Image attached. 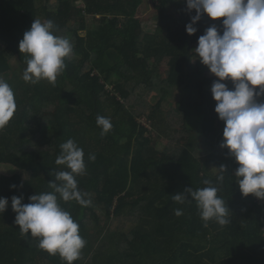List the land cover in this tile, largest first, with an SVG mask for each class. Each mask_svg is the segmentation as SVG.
Returning a JSON list of instances; mask_svg holds the SVG:
<instances>
[{
  "label": "trees",
  "instance_id": "1",
  "mask_svg": "<svg viewBox=\"0 0 264 264\" xmlns=\"http://www.w3.org/2000/svg\"><path fill=\"white\" fill-rule=\"evenodd\" d=\"M148 1L0 0V76L17 103L0 130V166L17 169L0 178V197L9 200L0 214V264H66L40 249L37 238L21 235L11 197L23 195L22 203H28L30 195L52 191L54 173L67 170L55 160L69 138L84 151L87 171L76 179L92 201L87 207L61 201L87 241L73 264H264V207L252 194H241L233 174L238 165L219 146L224 124L210 92L218 78H206L205 65L191 64L192 43L206 24L219 25L223 18L205 14L189 35L185 25L195 10L188 12L185 0H152L158 25L151 34L142 16ZM34 19H51L56 34L73 41L55 86L22 79L27 54L20 53L18 42ZM165 61L170 70L163 79L159 71ZM141 87L160 95L156 105L138 95ZM165 106L171 108L167 115ZM97 115L111 119L106 135H100ZM142 116L151 123L161 117L169 140L164 152L152 146L139 123ZM195 119L218 124L212 131L190 127ZM221 164L226 173L218 195L225 198L231 223L221 227L209 220L205 226L195 200L179 204L172 196L204 187V179L216 183ZM95 205L105 210V218ZM119 220L131 223L130 231L114 229Z\"/></svg>",
  "mask_w": 264,
  "mask_h": 264
},
{
  "label": "clouds",
  "instance_id": "2",
  "mask_svg": "<svg viewBox=\"0 0 264 264\" xmlns=\"http://www.w3.org/2000/svg\"><path fill=\"white\" fill-rule=\"evenodd\" d=\"M185 3L188 12L195 10L185 25L189 35L197 32L195 25L203 15L212 20L223 18L219 25L212 23L204 29L194 50L200 63L218 78L212 81L210 92L216 102L214 111L224 124L219 146L226 148L227 155L238 165L233 174L239 190L245 197L252 194L264 200V0H185ZM57 30L51 19L43 22L34 19L24 31L18 49L27 54L22 74L25 82L37 84L47 80L55 86L58 75L65 70V59L72 54L74 45L69 38L57 35ZM16 108L13 88L0 76V130L10 122ZM96 124L101 128V136L113 128L106 116L97 115ZM84 156L77 142L67 139L60 144V154L55 160L67 170L54 173V182H49L52 191L30 195L28 203H22L23 195L11 197V209L16 213L14 222L21 235L37 238L40 249L59 255L66 264L78 260L87 244L80 235L78 222L61 204L75 201L87 207L92 203L76 179L86 174ZM95 158L94 153L88 154L89 161ZM216 168V183L204 179V187H187L173 194L172 199L179 204L195 200L205 226L214 220L223 227L231 223L225 198L218 195L226 165ZM8 204V198L0 197V214ZM174 213L180 216L182 210L175 209Z\"/></svg>",
  "mask_w": 264,
  "mask_h": 264
},
{
  "label": "rangeland",
  "instance_id": "3",
  "mask_svg": "<svg viewBox=\"0 0 264 264\" xmlns=\"http://www.w3.org/2000/svg\"><path fill=\"white\" fill-rule=\"evenodd\" d=\"M149 7L147 10H150V14H152L153 16L156 15V11L154 8V3L152 0H149ZM141 9H143L141 7ZM147 10H145L144 12L142 11V16L144 18V21L147 20ZM145 15V16H144ZM151 27L154 26V24H150ZM73 43V41H72ZM2 45V44H1ZM13 66L14 69H16L18 67V60H14L13 62ZM166 62L162 64L161 68H160V74L162 75L163 79H165L166 74H167V69L165 66ZM137 93L138 95H141L143 98H145L147 101H149L152 105H156L159 101L160 95L156 94V93H149L148 90H145L144 87H141L139 89H137ZM170 107L169 106H165L164 109L162 110V114L163 115H167L168 112H170ZM150 113L146 114L149 115ZM201 120L200 119H195L193 122L189 123L190 127H197V126H201L200 124ZM147 125V123H146ZM156 126V128H155ZM164 124H162L161 122V117L154 122L152 121V123L149 124V127L147 125V130L149 131L146 135L147 137H151L152 140V146L157 148V150L159 152H164L169 144V140L167 138H165V136H163V131H164ZM17 173V169H15L14 167L11 166H0V177L2 176H6V177H11L13 175H15ZM94 209L99 211L100 214L105 218L106 213L105 210L98 206L95 205ZM91 223L93 225H95L94 221H91ZM131 223H126L125 221L119 220L116 223H114L113 228L114 229H121V230H125L126 232L130 231L131 229Z\"/></svg>",
  "mask_w": 264,
  "mask_h": 264
},
{
  "label": "crops",
  "instance_id": "4",
  "mask_svg": "<svg viewBox=\"0 0 264 264\" xmlns=\"http://www.w3.org/2000/svg\"><path fill=\"white\" fill-rule=\"evenodd\" d=\"M151 12H150V10H147V20H145L144 21V23H145V28H146V31L148 32V33H151V34H153L155 31H156V28H157V22H158V18H156V15H152V14H150ZM145 16V15H144ZM207 17V16H206ZM154 24V26H152L151 27V25L150 24ZM208 25L209 24H206L205 25V28H207L208 27ZM197 46V40L196 41H194L193 43H192V48H193V52H194V56H193V58H192V61H191V64H192V66H198V65H202V63H200V61H199V59L197 58V56H196V54H195V50H194V48ZM166 62V64H165V66H166V69L168 70L167 71V74H166V77L165 78H167L168 77V74H169V70H170V68H169V66H168V64H167V61H165ZM164 62V63H165ZM204 75H205V77L206 78H208V79H215L216 77L213 75V74H211L210 72H209V70L208 69H206L205 70V73H204ZM200 120H202V119H200ZM217 121L215 120V119H208L207 121H205L204 123H203V121H202V124H201V126H197V127H199V128H204V129H206V131H212V130H214L216 127H217ZM196 127V128H197ZM1 178V177H0ZM231 227H233V226H230V228ZM234 230H235V227H234ZM235 235V234H234ZM226 238H227V236H225L224 238H222L223 239V242L226 240ZM236 250V249H235Z\"/></svg>",
  "mask_w": 264,
  "mask_h": 264
},
{
  "label": "built area",
  "instance_id": "5",
  "mask_svg": "<svg viewBox=\"0 0 264 264\" xmlns=\"http://www.w3.org/2000/svg\"><path fill=\"white\" fill-rule=\"evenodd\" d=\"M139 123L143 127H145L146 129H148L147 128V125L149 127V124L151 123V120H149V118L146 117V116H142V117L139 118ZM146 123H147V125H146ZM253 198H254V201H255V203L257 204L258 207H260V208H263L264 207V200H260V199L254 197V196H253Z\"/></svg>",
  "mask_w": 264,
  "mask_h": 264
}]
</instances>
